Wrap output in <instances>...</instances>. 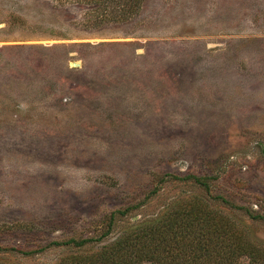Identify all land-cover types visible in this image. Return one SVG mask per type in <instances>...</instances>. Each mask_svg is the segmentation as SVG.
<instances>
[{
  "label": "rangeland",
  "instance_id": "obj_1",
  "mask_svg": "<svg viewBox=\"0 0 264 264\" xmlns=\"http://www.w3.org/2000/svg\"><path fill=\"white\" fill-rule=\"evenodd\" d=\"M90 5L0 0L21 48L0 51V245L32 251L0 263L77 264L198 199L264 248V0Z\"/></svg>",
  "mask_w": 264,
  "mask_h": 264
},
{
  "label": "trees",
  "instance_id": "obj_2",
  "mask_svg": "<svg viewBox=\"0 0 264 264\" xmlns=\"http://www.w3.org/2000/svg\"><path fill=\"white\" fill-rule=\"evenodd\" d=\"M87 1L92 4L86 8L87 11L95 10L97 16L94 19L98 22L104 20L119 22L125 19V6L133 2V0ZM18 47L20 46L17 48L0 46V51L8 49L11 53L8 55L12 56L15 49H20L21 53V48ZM192 178L197 184L205 185L200 177ZM155 192L153 190V193ZM201 201L198 199L179 209L166 212L159 218L156 216L147 219L136 229L117 237L110 245L84 255L77 264H139L144 260L157 264H240L239 260L246 257L249 258V264H263L264 248L250 239L244 231L245 228ZM131 208L129 206L112 211L109 214V227L104 235L111 230L116 214L124 216ZM248 215L252 219L264 220V217L259 215L250 213ZM95 240L97 239L69 238L52 243L80 249ZM15 250L24 255L32 253L0 245V252Z\"/></svg>",
  "mask_w": 264,
  "mask_h": 264
}]
</instances>
